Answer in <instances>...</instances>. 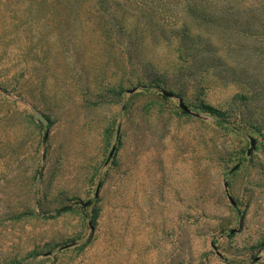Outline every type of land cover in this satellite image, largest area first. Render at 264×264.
Segmentation results:
<instances>
[{"label": "rangeland", "instance_id": "374dc122", "mask_svg": "<svg viewBox=\"0 0 264 264\" xmlns=\"http://www.w3.org/2000/svg\"><path fill=\"white\" fill-rule=\"evenodd\" d=\"M0 264H264V0H0Z\"/></svg>", "mask_w": 264, "mask_h": 264}, {"label": "trees", "instance_id": "16d2710c", "mask_svg": "<svg viewBox=\"0 0 264 264\" xmlns=\"http://www.w3.org/2000/svg\"><path fill=\"white\" fill-rule=\"evenodd\" d=\"M189 34H191V31L189 30ZM188 34V28H186V24L183 28V31H182V36L184 37L183 39V43H182V39L180 37H178V40L180 42V47L182 46L183 49L186 48L187 46L185 45V42H186V38L189 36ZM182 49V50H183ZM189 50L190 47H189ZM186 51V50H185ZM188 68H192V67H188ZM178 71H180V69H178ZM159 84H163V82H159ZM158 83L156 84L158 87H160L161 85H159ZM201 110H204L206 113H210V114H219V111H217L216 109H214L213 107L209 106V105H206V104H202L201 106Z\"/></svg>", "mask_w": 264, "mask_h": 264}, {"label": "water", "instance_id": "95a60500", "mask_svg": "<svg viewBox=\"0 0 264 264\" xmlns=\"http://www.w3.org/2000/svg\"><path fill=\"white\" fill-rule=\"evenodd\" d=\"M166 95H171L169 92H165ZM35 119H38L41 121V123L45 126L49 124V119H47L43 114H40L38 112H35L34 114Z\"/></svg>", "mask_w": 264, "mask_h": 264}]
</instances>
